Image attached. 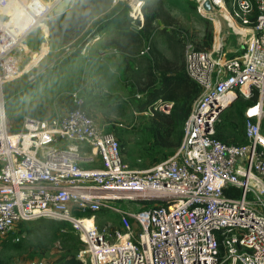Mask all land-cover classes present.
Segmentation results:
<instances>
[{"label": "built area", "instance_id": "2783aa9c", "mask_svg": "<svg viewBox=\"0 0 264 264\" xmlns=\"http://www.w3.org/2000/svg\"><path fill=\"white\" fill-rule=\"evenodd\" d=\"M62 1L0 0V237L18 242L21 221L60 219L87 245L78 257L90 264H264V0H231L235 21L251 29L239 54L187 45L186 70L203 91L174 154L148 169L125 161L120 140L89 114L78 90L67 112L26 115L20 131L9 128L4 86L23 73L28 35ZM220 1L211 0L213 7H226ZM135 11L141 14L139 3ZM254 91L258 100L245 111L248 142L217 138L221 112ZM173 104L159 101L145 113H170ZM103 210L117 221L99 226Z\"/></svg>", "mask_w": 264, "mask_h": 264}, {"label": "rangeland", "instance_id": "374dc122", "mask_svg": "<svg viewBox=\"0 0 264 264\" xmlns=\"http://www.w3.org/2000/svg\"><path fill=\"white\" fill-rule=\"evenodd\" d=\"M118 1L84 0L88 28L93 27L99 19L109 13ZM231 2V0H226V5L231 7ZM164 3L163 19L161 18L154 25V27H158L159 31L165 28L164 19L166 21L167 17H172L174 20L171 21L174 24L172 29H178L181 33L186 34V43L190 40L195 43L199 42L202 35L211 29L214 32L212 48H214V44H218L219 33L217 32L219 30H217L218 27L216 29V23L219 22V26L222 28L223 17L216 14L218 12L227 15L225 7H221L223 8L221 12L220 7L215 5L213 12L204 13L199 11L200 0H164ZM215 12L216 14H214ZM133 13L139 14L135 10ZM59 26L62 24L57 23L52 17L47 25L34 28L27 37L26 43L29 45L30 51L26 50L20 53V67L23 73L9 81L3 89L9 128L14 132H17L15 130L17 128L22 129L26 115L49 119L67 112L69 109L68 95L72 91L78 90L81 95L88 98L90 112L102 126H114L119 130L116 134L122 143L125 161L137 169H148L154 166L155 164L142 166L144 160L137 153V149L142 147L140 144L141 134L138 130L149 121L151 114L136 109L132 101L136 98L139 99V96L132 98L129 95L130 92L136 90L134 84L138 81L137 73L144 67V56L147 51L143 53L142 50L146 49V43L135 44L123 41V45H126L123 51L106 48L103 51L107 53V56L102 57L97 52V46L106 47V40L113 37L110 33H115L105 29L86 43V48L82 53H86L87 49L92 47L87 63L81 57L62 62L70 49H74L76 46L77 39L64 41L60 36L62 35L64 39L70 37L79 25L68 24L64 28ZM110 29L114 31L113 27ZM168 29L171 28L168 27ZM53 32L55 34L57 32V35L53 36ZM167 41L168 39L164 36L156 37L157 46L171 57L172 54L167 49ZM44 46L46 48H43ZM47 47H49V52L42 58ZM102 58H105L104 61ZM39 59L41 61L37 64ZM59 63L61 66L55 70ZM32 66L34 67L32 68ZM30 67L31 69H26ZM140 95L142 96L141 93ZM243 102L245 101L243 100ZM230 110H234V108L230 109V105L224 109L227 112ZM172 155L173 153H169V149H164V152L159 154L161 158L159 162L169 159ZM110 220L113 223L116 222L117 216L106 210L98 214L99 226ZM22 232L23 236L19 241V246L13 244L12 236L0 237L1 262L27 264L37 260L44 264H52L63 255L61 241H52L53 237L47 231L40 232L38 235L29 233L27 230ZM86 249L87 245L84 243L78 254Z\"/></svg>", "mask_w": 264, "mask_h": 264}, {"label": "trees", "instance_id": "16d2710c", "mask_svg": "<svg viewBox=\"0 0 264 264\" xmlns=\"http://www.w3.org/2000/svg\"><path fill=\"white\" fill-rule=\"evenodd\" d=\"M136 3H139V9L141 10V14H137L138 16L133 13ZM164 5V0H119L113 9L91 28L87 26L84 0H73L64 12H55L54 15L55 21L62 24V26H59L61 28L68 24L79 25L70 37L64 39L62 35L60 36L64 41L77 39L76 46L74 49H70L62 62L81 57L87 63L92 47H89L86 53H82L83 49L86 48V43L105 29L115 33H110L113 37L106 40V47L97 46V52L99 53L106 48L123 51L126 47V45H123V41H130L135 44L146 43V49L142 50L143 53L147 51L144 56V67L137 73L138 81L134 84L136 90L129 94L132 98L139 96V99L136 98L132 101L133 106L145 112L159 101L173 102L174 104L170 113L154 110L149 121L138 130L141 134L140 144L142 147L137 149V153L144 160L142 166L154 165L161 161L159 154L163 153L164 149H169V153L174 154L182 141L184 124L190 116L194 104L202 94V86L192 79L186 70L187 45L192 43L198 50L209 51L214 43V32L211 29L202 35L199 42L195 43L190 40L186 43V34L181 33L178 29H172L174 25L171 22L174 21L172 17H167L166 21L164 19L165 28L159 31L158 27H154V25L161 18L163 19ZM256 15L257 12L254 11L250 17L251 25L255 24ZM222 24L224 28L225 24L223 22ZM112 27L114 31L110 29ZM168 27L171 29H168ZM52 35L56 36L57 32L56 34L53 32ZM157 36H164L168 39L167 49L171 52V57L157 46ZM59 66H61L60 63L55 67V70ZM72 93L73 91L68 95L69 109L75 107ZM83 97L85 98L84 108L93 116L90 112L88 98ZM257 100V91H254L251 98H246L243 95L238 96L230 104V109L234 108V110L228 112L223 110L221 112L216 123V137L229 144H246L248 138L244 111L245 108ZM7 106L9 107L10 104L8 103ZM261 124L264 131V116ZM20 129L15 130L19 131ZM107 130L115 134L119 132L114 126L108 127ZM231 192L236 195L241 194V190L238 189H231ZM64 228H68V231H63ZM70 229L71 225L68 221L38 218L21 221L16 227V232L22 234V231L27 230L29 233L38 235L40 232L47 231L52 235V241H61L64 253L52 264H90L78 257V251L84 246V242L75 232L69 231ZM13 244L19 246L20 243L14 241ZM225 251L223 236L219 234V254L221 258L225 255Z\"/></svg>", "mask_w": 264, "mask_h": 264}, {"label": "crops", "instance_id": "0c3cea01", "mask_svg": "<svg viewBox=\"0 0 264 264\" xmlns=\"http://www.w3.org/2000/svg\"><path fill=\"white\" fill-rule=\"evenodd\" d=\"M219 10L222 12L223 8H219ZM224 10L230 15L231 19L228 17L229 15L228 14L226 15L225 13H218L217 12V14H216V12H215L214 14H216V15L219 14L223 17L222 22L225 24V27L223 28V24H222V28H220V26H219V32H217V33H219V42L217 45L221 46V55L227 57V56L239 54L243 50V48L245 46L244 41H245L247 35L250 33L251 29H250V26L238 25L237 21H235V18L232 15V7H228L226 5ZM227 21H228V24H227L228 26L226 25ZM216 29H217V23H216ZM216 39H217V36H216ZM43 48H46V47L44 46ZM48 49H49V47H47V51L45 50V53L42 56V58L46 54H48V52H49ZM27 51H30L28 44H27ZM34 54H36V53H34ZM100 54L102 57L107 56V53H105L103 50L100 52ZM41 59H39L37 64L41 61ZM104 59L105 58H102L103 61H104ZM33 67L34 66H32V68ZM104 127L106 129H108V127H106V125Z\"/></svg>", "mask_w": 264, "mask_h": 264}, {"label": "water", "instance_id": "95a60500", "mask_svg": "<svg viewBox=\"0 0 264 264\" xmlns=\"http://www.w3.org/2000/svg\"><path fill=\"white\" fill-rule=\"evenodd\" d=\"M73 0H63L62 2H60L56 7H55V12L56 13H62L64 12L72 3ZM203 7L205 8V10L207 12H213V4L211 2V0H204L203 1ZM237 97H235L233 99V101L236 99Z\"/></svg>", "mask_w": 264, "mask_h": 264}, {"label": "bare ground", "instance_id": "6f19581e", "mask_svg": "<svg viewBox=\"0 0 264 264\" xmlns=\"http://www.w3.org/2000/svg\"><path fill=\"white\" fill-rule=\"evenodd\" d=\"M22 1H24V2H26V1H28V0H22ZM203 1V0H202ZM216 3H218V4H222V2L220 1V0H216ZM230 19H231V17H230V15L228 16ZM217 27H218V30H219V22H217ZM44 53H45V51H44ZM28 69H31V67L30 68H27V70ZM255 110H257V108L256 109H254V111ZM7 111V110H6Z\"/></svg>", "mask_w": 264, "mask_h": 264}]
</instances>
